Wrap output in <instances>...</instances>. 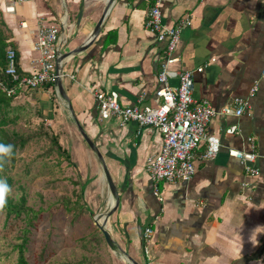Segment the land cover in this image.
Masks as SVG:
<instances>
[{
    "label": "crops",
    "instance_id": "crops-1",
    "mask_svg": "<svg viewBox=\"0 0 264 264\" xmlns=\"http://www.w3.org/2000/svg\"><path fill=\"white\" fill-rule=\"evenodd\" d=\"M149 4L150 0H24L8 11V0H0V10L24 74L39 68V52L34 49L39 24L60 27L63 54L93 38L85 49L67 55L64 94L55 83L28 91L38 95L46 110H64L62 103L66 104L69 115L74 113L103 153L119 200L107 228L124 264L146 263V227L153 229V264H264V0H163L167 26L185 17L191 20L181 30V60L172 68L204 66L194 75V97L207 99L217 111L207 131L219 137L221 146L215 158L204 159L202 142L190 180L158 183L162 200L154 194L146 169L148 157L161 149V132L148 126L139 133L135 122L121 126L116 118H101L93 92H116L125 106L161 102L156 89L164 43L145 26ZM256 80L259 88L249 99L250 114L222 112L235 97H247ZM170 82L176 85L178 80ZM51 99L59 108L52 109ZM232 126L238 132H227ZM249 136L255 137L258 175L247 173L230 153L250 151Z\"/></svg>",
    "mask_w": 264,
    "mask_h": 264
},
{
    "label": "rangeland",
    "instance_id": "rangeland-1",
    "mask_svg": "<svg viewBox=\"0 0 264 264\" xmlns=\"http://www.w3.org/2000/svg\"><path fill=\"white\" fill-rule=\"evenodd\" d=\"M19 96L10 103L6 128L30 140L17 149L4 176L12 179L14 202L26 197L29 214L0 212V264H23L19 245L26 240L25 264H124L96 224L111 210V191L69 107L62 103L64 110L53 112L33 91ZM50 105L59 108L52 99ZM50 135L59 138L72 162L53 146Z\"/></svg>",
    "mask_w": 264,
    "mask_h": 264
},
{
    "label": "built area",
    "instance_id": "built-area-1",
    "mask_svg": "<svg viewBox=\"0 0 264 264\" xmlns=\"http://www.w3.org/2000/svg\"><path fill=\"white\" fill-rule=\"evenodd\" d=\"M24 0H8V11H14V4ZM163 0H150L147 9L145 26L156 34L157 39L164 43V54L161 67L157 73L159 83L156 96L161 99L157 105H122L116 92H106L99 88L93 89L99 115L103 119L116 118L123 126L128 122H135L140 133L145 127L157 128L162 136L163 143L159 152L147 159L146 169L154 182V194L162 200L158 189L161 181L175 182L190 180L196 171L195 159L197 149L202 142L206 143V149L202 155L204 159L215 158L220 150L219 137L209 134L207 126L217 111L207 99H195L194 75L201 72L204 66L196 70L179 71L172 65L180 62L181 57L177 53L181 30L190 25L189 17L180 19L175 26H167L163 20ZM26 27V22H21ZM34 49L39 52L37 59L39 68L30 74H21L17 67V53L15 49H7L8 64L6 75L11 77V82L0 80V89L9 97H17L24 91L38 89L47 83H55L59 76L57 65L62 68L66 57H63V40L60 35V27L56 24L41 23L35 33ZM264 73V71H263ZM64 70L62 78L64 77ZM74 77V75H72ZM176 78L178 83L172 85L170 79ZM259 88L256 80L251 86L247 97H235L231 105L223 108L222 112L241 116L250 114V98ZM227 132H238L237 126L227 129ZM251 145L250 151L231 149L230 153L237 157L251 175L260 174V170L254 165L258 153L254 136L248 137ZM153 229L146 227L144 247L146 255L145 264H153L149 243ZM264 248V246H263Z\"/></svg>",
    "mask_w": 264,
    "mask_h": 264
},
{
    "label": "trees",
    "instance_id": "trees-1",
    "mask_svg": "<svg viewBox=\"0 0 264 264\" xmlns=\"http://www.w3.org/2000/svg\"><path fill=\"white\" fill-rule=\"evenodd\" d=\"M3 26H5L7 29L6 22L3 19V15L0 10V80L11 82V77L6 75L5 73L8 64L7 49L9 47L15 49L17 53V67L21 74L24 73L21 71L20 66L18 64V52L16 50V46L13 42L9 41V37ZM46 85L48 87L50 86L52 87L54 86V83H47ZM14 98L16 97H9L0 89V143L11 144L14 146L11 156L6 159L3 170L0 171V178L5 179L7 183L10 185V187L12 186V179L10 177H5L4 174L9 170L10 164H12L15 161L17 149L19 147H24L27 144V142L30 140L29 136L20 135L17 132L10 131L6 128V125H8L11 120L9 117V108L11 106L10 103ZM50 137L53 142V146L58 150V152L65 155V157L69 160V162H72L71 154L68 152L66 148H64L61 145L59 138L56 135H50ZM5 209L7 210L8 216L14 214L20 217L22 215L27 216L29 214V209L26 206L25 196H22L18 202H14L12 200L11 195H9ZM29 224H31V220ZM26 243L27 240L19 245L20 261L23 264L26 263L24 257V252L26 250Z\"/></svg>",
    "mask_w": 264,
    "mask_h": 264
},
{
    "label": "water",
    "instance_id": "water-1",
    "mask_svg": "<svg viewBox=\"0 0 264 264\" xmlns=\"http://www.w3.org/2000/svg\"><path fill=\"white\" fill-rule=\"evenodd\" d=\"M112 0H110L111 2ZM106 13V11H104L102 17L100 18V20L98 21L96 27L94 28L93 32H92V35H96L98 32H99V28L103 22V19H104V14ZM82 15H83V10L80 11V14H79V17H78V23H80L81 21V18H82ZM93 39V38H92ZM91 39V40H92ZM91 40H89L86 44L82 45L79 47V49H76V50H73L71 51L70 53H67V54H63V57H67V55H71L73 53H76V52H79L83 49H85L89 43L91 42ZM57 70H58V74L59 76L57 77L56 81H55V85H57L58 87V90L64 94V90H63V79H62V74H63V68H62V65L61 64H58L57 65ZM73 116L75 117L74 113L72 112ZM75 119V122L77 124V127L79 129V131L81 132L83 138L85 139V141L87 142V144L89 145V147L97 154L99 160L101 161L102 163V167H103V172H104V176H105V179L108 183V186L110 188V191H111V195L115 198V203L114 205L111 206V210L104 215V220L102 222L100 221H97L96 224L97 226L100 228V230L102 231L107 243L111 246H113L115 244L114 240H113V237L109 231V229L107 228V222L109 221V218L110 216L112 215V213L116 210L117 206H118V203H119V200H118V193H117V190H116V186H115V183H114V180L112 178V175L107 167V164L105 162V159H104V156H103V153L101 152V150L99 149V147L95 144V142L90 138V136L87 134V132L85 131L84 127L81 125V123L76 119Z\"/></svg>",
    "mask_w": 264,
    "mask_h": 264
},
{
    "label": "clouds",
    "instance_id": "clouds-1",
    "mask_svg": "<svg viewBox=\"0 0 264 264\" xmlns=\"http://www.w3.org/2000/svg\"><path fill=\"white\" fill-rule=\"evenodd\" d=\"M13 148L14 146L11 144L0 143V171L3 170L6 159L11 156ZM11 192L12 189L7 181L3 178H0V212L4 211Z\"/></svg>",
    "mask_w": 264,
    "mask_h": 264
},
{
    "label": "bare ground",
    "instance_id": "bare-ground-1",
    "mask_svg": "<svg viewBox=\"0 0 264 264\" xmlns=\"http://www.w3.org/2000/svg\"><path fill=\"white\" fill-rule=\"evenodd\" d=\"M114 203H115V198L112 195H110V197H109L110 206L114 205ZM103 220H104V216L100 219V222H102Z\"/></svg>",
    "mask_w": 264,
    "mask_h": 264
}]
</instances>
